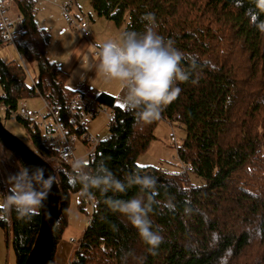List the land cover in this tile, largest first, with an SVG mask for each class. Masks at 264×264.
<instances>
[{
  "label": "trees",
  "instance_id": "1",
  "mask_svg": "<svg viewBox=\"0 0 264 264\" xmlns=\"http://www.w3.org/2000/svg\"><path fill=\"white\" fill-rule=\"evenodd\" d=\"M90 2L98 17L123 31L142 32L145 22L141 17L154 14L155 30L184 53L185 67H191L193 61L195 66L190 79L178 83L181 91L176 99L162 107L159 119L148 124L118 106L113 95L101 92L97 97L111 108L113 117L108 136L100 141L89 164L102 161L121 180L134 172L158 179L156 199L161 203L155 206L152 219L164 239L155 254L147 252L136 230L104 202L109 197L127 199L141 194L137 187L124 194L96 190L84 194L79 184L70 181L68 165L64 164L65 171L56 168L57 161L50 159L53 151L44 146L37 124L18 120L26 126L27 144L51 165L65 200L53 230L51 264H55L57 246L68 226L71 193L80 195L82 212L87 199L94 209L70 264H137L141 257L143 264H217L225 249L231 250L229 264H264V33L249 22L251 3L236 7L235 0ZM35 4L17 1L26 32L16 41V49L24 60L36 65V86H29L25 74L11 70L0 58V94L4 95L0 101L17 109L25 98L41 95L65 113L76 91L67 86L69 74L47 57L50 34L38 27ZM160 120L184 127L186 136L177 152L181 163L192 171L169 173L138 165L137 157L155 138L154 128ZM0 143L22 163L10 147ZM166 200L175 207H166ZM40 224V211L27 221L18 219L15 211L0 213V228L11 244L16 264H26ZM213 233L219 234L218 241L212 240ZM127 250L135 255L125 262L122 256Z\"/></svg>",
  "mask_w": 264,
  "mask_h": 264
},
{
  "label": "clouds",
  "instance_id": "2",
  "mask_svg": "<svg viewBox=\"0 0 264 264\" xmlns=\"http://www.w3.org/2000/svg\"><path fill=\"white\" fill-rule=\"evenodd\" d=\"M251 3L248 9L249 22L260 33H264V0H235L236 7ZM145 22L144 30L122 31L115 38L97 44L98 61L89 65L102 74L108 83L115 82L120 90V103L124 109L136 115L143 123L148 124L159 119L163 106L171 103L181 89L178 83L190 79L192 69L185 67L182 61L184 53L174 46V41L166 39L156 31L154 14L145 13L141 17ZM0 152H8L0 143ZM69 163V179L79 184L84 194L93 190L101 194L127 193L137 187L139 193L127 199L106 198L105 204L114 212L119 213L134 228L146 246L148 253L155 254L163 241L161 229L154 223L152 215L155 206L159 205L158 179L148 173H130L123 180L114 176L104 162L94 166L83 158L61 157L56 168L65 171L64 163ZM17 171L9 174L4 181L6 189L0 191V213L15 211L17 218L30 220L44 206L52 186L54 175H46V169L40 166H28L17 162ZM166 207L175 205L166 200ZM219 234L213 233L212 240L218 241ZM135 253L127 250L122 259L126 262ZM231 250L225 249L218 258L217 264H229ZM143 264V258L137 259Z\"/></svg>",
  "mask_w": 264,
  "mask_h": 264
},
{
  "label": "rangeland",
  "instance_id": "3",
  "mask_svg": "<svg viewBox=\"0 0 264 264\" xmlns=\"http://www.w3.org/2000/svg\"><path fill=\"white\" fill-rule=\"evenodd\" d=\"M49 1V2H48ZM48 3H42L37 1L35 7L37 8V13L39 16L51 19L59 20L63 18L62 11L59 6L63 4H68L71 2L70 12L72 15H81L85 13L87 17L93 18L92 23L96 22L94 28L92 27L91 39H95V44L101 43L105 40L115 38L123 30L118 28L112 21L107 20L104 17H98L91 8L90 0H48ZM11 12H18V7H11ZM37 15V14H36ZM90 18V19H91ZM64 20V18H63ZM92 24V26H93ZM91 29V27H90ZM96 30V31H95ZM97 33V36H96ZM98 48V47H96ZM0 58L7 64L10 65L11 70L18 71L19 74H22V71L14 67V64L18 66H23L22 61L19 56V52L13 45H1L0 44ZM92 59L89 55V60L84 64V61L76 67L77 72H85L89 69V65L92 64ZM27 67L29 68L32 76L35 77L37 74V67L35 64H32L25 60ZM27 84H31L27 80ZM117 86V84L115 83ZM30 86V85H29ZM68 86V85H67ZM69 87V86H68ZM74 87V86H73ZM72 87V88H73ZM70 88V87H69ZM70 88L71 90H73ZM20 105H25L31 111L39 109L42 107V101L40 96H32L25 98L20 102ZM4 125L25 143L29 142L27 137V129L23 122L12 119L1 118ZM109 119L105 114L98 115L90 124L89 130L94 134L99 136L101 139L106 138L109 133ZM155 138L151 141L148 149L141 153L137 157V163L139 166H156L166 172L175 173L182 171V163L179 159L177 148L183 142V139L186 136V131L178 122L170 123L167 120H160L154 128ZM175 137L176 141H172L171 138ZM5 148V147H4ZM85 147L81 144L78 145L76 154L78 157L82 156L85 153ZM87 160V158H84ZM0 168L1 163H0ZM1 170V169H0ZM5 181V180H4ZM195 183H200L199 179H194ZM80 195L77 193H71L69 198V208H68V226L65 228L63 240L70 241L73 239L76 243L70 244V253L65 260L66 264H70V261L73 257L75 249L80 242L83 232L87 228L89 222V216H92V205L90 200H86L85 203V212H82L79 209ZM11 250V249H10ZM11 253V264H13L14 255Z\"/></svg>",
  "mask_w": 264,
  "mask_h": 264
},
{
  "label": "built area",
  "instance_id": "4",
  "mask_svg": "<svg viewBox=\"0 0 264 264\" xmlns=\"http://www.w3.org/2000/svg\"><path fill=\"white\" fill-rule=\"evenodd\" d=\"M18 0H0V44L13 45L15 48L16 41L26 32V26L22 13L18 8V12H11V7L17 6ZM37 2L39 0H30ZM48 1V0H45ZM18 7V6H17ZM71 2L60 5L64 19L80 34L89 38L90 20L87 17L76 18L70 12ZM99 53V49L96 50ZM23 66L14 64L15 68L22 71L33 86H36V77L32 76L29 68L26 65L24 58L19 54ZM4 97L3 94H0ZM42 101V107L31 111L25 105H18L17 109H11L4 100L0 101V117L12 120H26L37 124L40 132L41 140L47 148L53 151V156L50 158L54 161H59L61 157H67L68 161L77 158L76 150L81 144L85 147V153L79 158H87L88 162L94 160L96 156V148L102 140L99 136L94 135L88 128L91 122L100 114H105L107 119L111 120L113 112L111 108L102 104L97 98L87 94L76 92L69 103L65 106V113L59 105L52 104L45 97L39 95ZM35 129L34 126L31 127ZM176 141L175 137L171 138ZM69 166L68 162L64 163ZM183 171H192V167L184 166ZM0 184V191L2 190ZM92 210L94 203L91 202ZM93 213V211H92ZM92 217L89 216L88 222L91 223ZM71 243H76L70 239ZM81 241L78 243L75 250L80 248ZM76 252V251H75ZM72 262L75 260L73 257Z\"/></svg>",
  "mask_w": 264,
  "mask_h": 264
},
{
  "label": "crops",
  "instance_id": "5",
  "mask_svg": "<svg viewBox=\"0 0 264 264\" xmlns=\"http://www.w3.org/2000/svg\"><path fill=\"white\" fill-rule=\"evenodd\" d=\"M42 3H48L45 0H39ZM36 10V22L40 29L48 31L50 34V42L47 48V57L50 61L55 62L62 70L69 74L67 85L76 92L87 94L91 97L97 98L101 92H107L115 97L116 104L121 107L120 103V90L115 82L108 83L105 81L102 74L96 72L94 69H88L85 72H77L76 67L80 62L84 61V64L88 62L89 55L92 59V64L98 61V48L95 44V39L91 37L85 38L80 32L71 26L63 18L59 20H51L39 16ZM76 16V14H75ZM77 16H86L85 13ZM90 23L91 32L92 26ZM95 29V28H94ZM96 31V30H95ZM97 36V33H96ZM9 150L7 148H4ZM11 152L9 157L8 152H0V180L2 185L6 186L4 180L9 174L16 172L18 160ZM70 241L62 240L57 246L55 264H66V257L70 253ZM11 244L6 237L5 231L0 228V264H11ZM14 255L13 264H16V256Z\"/></svg>",
  "mask_w": 264,
  "mask_h": 264
},
{
  "label": "water",
  "instance_id": "6",
  "mask_svg": "<svg viewBox=\"0 0 264 264\" xmlns=\"http://www.w3.org/2000/svg\"><path fill=\"white\" fill-rule=\"evenodd\" d=\"M0 140L10 147L28 166H40L46 169V175H54L51 165L44 160L27 143L12 133L2 122L0 117ZM64 197L55 178V183L49 193L44 206L40 208L41 224L34 246L26 260V264H51L53 252V230L59 221Z\"/></svg>",
  "mask_w": 264,
  "mask_h": 264
},
{
  "label": "snow or ice",
  "instance_id": "7",
  "mask_svg": "<svg viewBox=\"0 0 264 264\" xmlns=\"http://www.w3.org/2000/svg\"><path fill=\"white\" fill-rule=\"evenodd\" d=\"M121 107H123V106L121 105Z\"/></svg>",
  "mask_w": 264,
  "mask_h": 264
}]
</instances>
